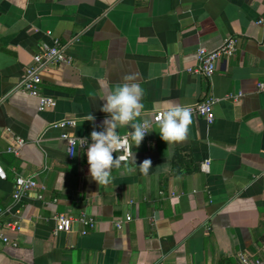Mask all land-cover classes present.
I'll list each match as a JSON object with an SVG mask.
<instances>
[{
  "label": "crops",
  "instance_id": "1",
  "mask_svg": "<svg viewBox=\"0 0 264 264\" xmlns=\"http://www.w3.org/2000/svg\"><path fill=\"white\" fill-rule=\"evenodd\" d=\"M264 0H0V264H241L264 260ZM238 39L234 57L212 78L189 73L199 48ZM70 44L72 64L43 72L39 100L17 91L44 44ZM134 75L144 91L138 120H154L165 102L216 100L212 124L193 116L187 139H161L152 123L136 165L112 169V183L89 175L87 149L74 158L64 134L103 130L106 96ZM95 120H89V116ZM75 126H58L64 120ZM129 126L118 127L127 135ZM25 144L19 147L17 140ZM15 146L18 152H10ZM150 158L145 175L139 165ZM209 162L208 170L203 164ZM18 176L38 187L11 211ZM75 219L56 232V216ZM130 216L131 221L126 222ZM92 218L93 229L78 219ZM124 220L117 228L116 220ZM87 230V234L82 232Z\"/></svg>",
  "mask_w": 264,
  "mask_h": 264
},
{
  "label": "built area",
  "instance_id": "2",
  "mask_svg": "<svg viewBox=\"0 0 264 264\" xmlns=\"http://www.w3.org/2000/svg\"><path fill=\"white\" fill-rule=\"evenodd\" d=\"M258 24L264 25V12L259 18ZM70 44H63L60 40H55L52 45L44 44L38 54L34 56V64L26 69V72L23 76V79L18 85L17 91L36 98L39 100V110L45 111L48 108H51L55 104V99L44 96L41 92V85L43 83V72L46 69L51 67L60 66L63 64H72L74 62V58L69 55ZM238 50V39L235 37L227 38L223 44L215 49L208 50L206 48H199L196 56V64L194 67L189 68L187 71L191 74L204 76L206 78H212L216 72L217 62L222 59H230L235 56ZM259 90L264 91V82L259 84ZM216 100L212 97H208L204 100H201L195 104L190 105L192 108V117L199 116L205 119L208 124H212L215 119L214 115V105ZM158 115V111L154 114V124H157L155 121V117ZM77 121L72 120H64L58 124L60 127L66 126H75ZM149 133L146 134L148 136ZM126 136V135H122ZM145 136V137H146ZM64 140L68 143V153L70 158H74L76 153L80 150L87 149V144H81V140L83 138H87L88 143L90 144L91 136L88 135L86 137H76L70 134H64L62 136ZM17 143L19 147L23 146L25 142L22 139H18ZM126 149V151L124 150ZM10 152H18L15 146L9 148ZM133 154L131 139L127 141V143L123 144L122 150L113 153L114 158L119 156H124L125 160L122 163H127L130 161V157ZM209 162H205L203 164V169L208 170ZM20 177L31 178V184L23 188L20 186L17 181ZM0 179H7V173L4 167L0 162ZM38 187L37 182L29 176H18L15 181V189L13 192V203L11 211H15V213H19V206L22 204L23 198L28 195L31 191ZM3 215V212L0 211V218ZM56 232H65L70 233L73 231V224L75 219L71 216H67L65 214H61L56 216ZM132 218L128 216L126 218V222L131 221ZM80 223H82L85 227L93 229L96 226V221L92 218L82 217L78 219ZM124 220H116L115 225L117 228H121L123 226ZM23 229L22 223L16 217H13L6 222L0 221V240L4 241L7 244L16 245L17 241H12L8 238L5 232L12 233L14 235L19 234ZM83 234H87V230L82 232ZM241 264H264V260H256L252 262L249 258L240 254Z\"/></svg>",
  "mask_w": 264,
  "mask_h": 264
},
{
  "label": "clouds",
  "instance_id": "3",
  "mask_svg": "<svg viewBox=\"0 0 264 264\" xmlns=\"http://www.w3.org/2000/svg\"><path fill=\"white\" fill-rule=\"evenodd\" d=\"M144 91L137 82L134 75L124 77L123 83H118L106 95L100 98L106 100L100 111L110 114L103 122V130L97 131L96 127L90 134L91 143L87 138L80 139L81 144H87V158L89 164L90 177L98 182L99 185H108L112 183V169L121 167L125 160L124 156L114 158L113 153L122 150L123 144L129 139L134 141L135 146H140L147 133L152 128L153 121L151 119L138 120L141 116V110L144 105L142 103ZM89 120L94 121L95 117L90 115ZM155 121L159 128L161 139L169 142H179L187 139L188 128L192 121V108L190 105L168 103L158 109V115ZM129 126L132 131L126 136H121L117 132L118 127ZM126 151V149H124ZM131 164L136 165V156L132 154L130 157ZM128 173L135 169L124 164ZM152 167L150 158H146L140 165V171L147 174ZM31 178L20 177L17 183L23 188L31 184Z\"/></svg>",
  "mask_w": 264,
  "mask_h": 264
}]
</instances>
